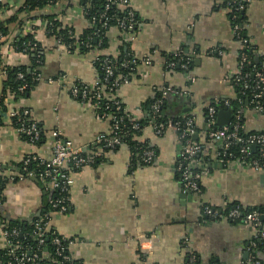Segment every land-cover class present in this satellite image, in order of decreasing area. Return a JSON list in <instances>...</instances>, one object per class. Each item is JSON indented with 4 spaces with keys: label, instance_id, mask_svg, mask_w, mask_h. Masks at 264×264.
Masks as SVG:
<instances>
[{
    "label": "crops",
    "instance_id": "1",
    "mask_svg": "<svg viewBox=\"0 0 264 264\" xmlns=\"http://www.w3.org/2000/svg\"><path fill=\"white\" fill-rule=\"evenodd\" d=\"M130 7L140 19L132 41H127L124 31L113 27L107 34L106 49L83 53L72 52L48 37L36 13L20 15L22 25L38 28L36 36L44 59L39 66L41 79L30 94L9 102L11 109L31 112L45 130V139L40 145L27 141L7 118L0 128V168L12 166L29 154L50 159L51 132L58 128L75 148L90 151L98 135L111 133L112 124L100 117L97 104L72 95L71 82L92 86L100 78L95 65L100 55L119 56L128 51L140 61L148 58L151 63H139L112 98L119 99L132 117L140 119L161 90L170 87L185 92L170 96L167 114L183 115L182 110L190 108L188 112L196 119V140L212 159L211 169L200 182L201 191H186L176 171L180 150L177 131L170 128L157 135L147 127L140 140L156 149L151 164L132 166V149L127 144L105 151L103 159L94 165L73 169L66 164L64 169L73 179L68 193L71 208L64 214L53 213L49 225L73 240L70 252L77 264H141L142 245L154 247L145 257L148 264H190V252L198 256L199 264H245L251 256L256 228L225 217L208 218L203 213L206 205L222 207L229 201L253 210L264 206V173L240 166L223 167L206 137L209 106L235 96L229 76L238 68L240 45L233 33L230 11L224 0H130ZM43 11L64 13L63 23L77 34L90 27L78 0H62ZM245 16L247 36L264 58V0H251ZM8 17V12L0 14V20ZM12 28L15 33L17 29ZM181 50L192 59L190 71H166L164 54ZM3 52L10 64L30 62L28 55L13 49ZM61 76L70 80L66 86L49 82ZM244 120L247 132H264V112L247 109ZM18 174L7 172L10 180L3 191L1 211L6 219L28 220L45 203V191L35 178L21 179ZM4 247L0 220V249ZM256 254L264 264V249Z\"/></svg>",
    "mask_w": 264,
    "mask_h": 264
},
{
    "label": "built area",
    "instance_id": "2",
    "mask_svg": "<svg viewBox=\"0 0 264 264\" xmlns=\"http://www.w3.org/2000/svg\"><path fill=\"white\" fill-rule=\"evenodd\" d=\"M10 1L12 0H0V3L8 4L9 7L14 8L15 10L17 7L20 8L23 5L22 2H20L21 4L17 3L19 0L12 2V4L9 3ZM238 1V10L241 11H243L251 2V0ZM120 3L121 7H130V0H120ZM61 20L63 21V17ZM46 24V20H41V28L43 27L44 30ZM116 27L122 29L128 35V42L134 39L135 33H133V20L130 19L129 22L122 20L120 21V25ZM232 28L234 36L238 38L240 36V27L235 24ZM28 32L34 33L35 39H37L34 27H27L25 25H22L16 30L15 33H12L11 35L4 38L6 43L3 45L0 52L4 63L10 64L7 53L3 52L5 48L13 49L14 52H17L20 55H27L29 48L36 45L32 43H26L23 44L24 48L22 51H17L14 43L19 40V36L27 34ZM241 42L244 46H246L248 40L242 38ZM256 51L259 53L258 47ZM176 53L177 55L185 54L187 56V54L182 50ZM220 53H222V51ZM249 62L250 61L246 54H240L238 68L232 75L229 76V80L232 84V87L236 83L241 82L243 84L244 90L252 89L253 92L255 91L252 95L253 99L261 100L264 97V64L260 70L252 74L253 78L255 79V82L252 85L245 80L248 75H244L242 73L244 65ZM139 63L149 65L151 61L148 58L140 61L133 55V57L123 65L125 67L129 65L137 66ZM102 66L105 71L104 80L102 82L96 81L92 85L95 90V96L98 98L101 96V88L107 87L109 91L114 92L117 91L122 84H125L128 81L127 78H116L115 80H112L110 84L109 79L113 77L114 64L111 59L107 57L102 60ZM181 67L185 71L188 69L187 64H182ZM174 68V62L165 63L166 71H171ZM34 76L35 80L41 79L40 72H35ZM19 77L23 78V74H19ZM1 79L2 76L0 75V81ZM189 79L192 82L195 81V78L192 76H190ZM67 80V78L61 76L57 78H50L49 82L57 83L59 86H66V84L70 82V80ZM80 86H83V84H72L71 82L69 89L75 98L85 102L89 97V88L88 85H85L87 87ZM24 89L25 87L21 88L22 91ZM182 93L185 92L170 87L161 90V95L151 106L152 117L150 118L149 125L147 127L153 128L157 135L164 134L170 128H174L177 131L180 150L178 153L176 171L179 174L186 191L199 193L201 191L200 182L203 176H205V174L211 169L212 159L206 156L202 145L195 139V136L198 135L195 117L189 112H186L184 114L188 115L184 116L183 122L181 120H174L172 118H169L161 123L157 122V114L160 112L163 102L170 98L171 95L180 96ZM236 99L237 95L235 94L232 99L218 100L209 106L206 116L207 141L210 143L211 149L214 150V157L216 158L217 162H219L223 167L240 166L264 173V132L247 133L244 131V124L240 123L241 117L244 116V113L247 109H253L256 112H264V105L259 103L253 108L247 107L246 105L245 108L239 109L235 113L231 107V100ZM113 104L117 110L123 108L125 112H128L126 106L122 107V102L119 99H115ZM106 108L108 109L109 105ZM106 108L104 113L100 114V117L109 119L112 122V131L109 135H98L94 142V146L90 151L84 150L82 148H75L65 138L63 131L58 128L52 130L51 132V136L53 138V156L50 159L45 160L38 155L29 154L21 160L23 162V170L25 172L31 163L38 162L43 167V171H41L39 175H37L32 170L27 171L26 174L22 173V171L19 169L13 170L19 173L18 176L21 179L35 178L38 182H41L42 187L46 191H58V198L49 199V204L58 214H64L71 208V201L68 193L70 188L73 186V179L71 178L68 171L64 169V166L69 164L73 169H81L85 166L94 165L103 159L105 151L116 149L124 144L119 135V130H121L120 124L122 123L123 119L118 117L117 114L108 113ZM224 108L232 111V121L229 126L219 127L217 125V114L219 110ZM26 116H30L32 119L28 125L24 123V117ZM0 118L3 123L7 118H9V120H11V118H16L17 123L19 124L16 130L20 135L26 136L28 141L31 143H35L40 140V131L38 126L40 122H38L32 116L29 110L24 109L22 112H20V108L10 109L8 112L1 114ZM144 118H146V115L140 119L133 117V120L135 121L133 124L134 130H140L138 121ZM234 118H236V121L233 123ZM235 144L239 147L237 155H235L233 152H229L230 148ZM252 146H256L255 151L252 150ZM256 153H258L259 156L257 158H251V155ZM155 156V150L148 147L142 151L138 162H142L143 164H151L154 161ZM13 179L14 178L11 177V180ZM203 213L208 218L218 219L220 217H225L226 219L238 225L253 226L257 230V234L254 239H264V213L256 210L251 212L243 211L240 205L238 206L235 204V201L225 202V205L222 207L206 205L203 208ZM43 219L49 220V214L45 213L44 217L36 223L33 238V240L36 242L35 248H32L30 245L25 246L19 240H17L18 236L20 235L18 229L14 228L10 230L4 223H2V237L5 241L4 249L7 250V260L5 261V264H75L76 258L70 252L73 240L61 236L56 230L50 227V221L46 220L44 222ZM49 231L51 243L54 246L53 257H51L49 252L44 249L46 239L50 238L47 236ZM153 248V246L149 248H145L143 245L141 246V251L143 254L141 264H148L145 257L148 256L150 252H152ZM251 248L253 249V254H251L249 260L245 264H262L258 259L257 254L254 253V250L257 248V244L254 240L250 244V253ZM189 259L190 264H198V256L195 253L190 252Z\"/></svg>",
    "mask_w": 264,
    "mask_h": 264
},
{
    "label": "trees",
    "instance_id": "3",
    "mask_svg": "<svg viewBox=\"0 0 264 264\" xmlns=\"http://www.w3.org/2000/svg\"><path fill=\"white\" fill-rule=\"evenodd\" d=\"M62 0H24L23 5L19 9H14L9 7L8 4L0 3V13L8 12L9 17L0 20V52L2 50L3 45L6 43L4 38L11 35L13 32V27H15V30L20 27L23 24V18H21L22 13H26L28 16L35 14V18H41V20H46L47 24L45 27V34L50 37L54 38L56 41H58L60 44L67 47L70 51H80V52H88L92 49H106L109 46V39L107 37L108 32L111 28L119 26L120 21L125 20L126 22H129V20H133L134 22V29L133 33H136L139 26V17L136 14V12L131 7H121L120 6V0H78L79 5L82 7L83 12L86 15V18L88 19V22L90 24V27L82 32L81 34H77L75 32V29L72 26H68L63 23L61 18L63 17L62 13L61 15H58L57 13H42L43 10L46 8L55 7L58 5ZM71 1V0H70ZM225 6L228 8L229 12V18L231 20L232 27L236 24L240 27V36L237 38L235 37L236 41L239 43V55L244 53L248 56L249 63H246L242 69V73L244 75H248L245 80L252 85L255 82V79L253 78L252 74L256 71L260 70L263 67L264 64V58L260 53H258L257 46L250 40V38L247 36L246 32V16L245 12L247 10V7L241 11L238 10L239 7V1L237 0H224ZM39 12V13H38ZM34 30L38 31V28H34ZM123 31L122 29H120ZM3 37V38H2ZM19 40L14 43L17 51H22L24 46L23 44L26 43H32L36 44L35 46H31L28 50L27 55L29 56L30 62L26 65H15V64H8L4 63L2 60V56L0 53V75L2 76V79L0 81V116L1 114H4L8 112L11 109L9 100L11 98H21V97H27L32 89L36 86V84L39 82V80H35L34 73L39 72V66L42 64L44 59V49L42 47V44L40 41L35 39V34L28 32L27 34H23L18 37ZM240 38V39H239ZM245 38L248 40V43L246 46H244L241 42V39ZM37 40V41H36ZM111 59V61L114 64L113 68V77L109 79V83L111 84L112 80H115L116 78H127L129 79L131 75L135 72L136 66L135 65H129L125 67L123 64L127 62L129 59L133 57L131 53L128 51H122V53L119 56H113V55H100L95 62V65L98 67L100 71V78L97 80L98 82H102L105 77V71L102 66V60L105 58ZM165 63L174 62L175 68L182 69V64H187L188 69L184 72L190 71V67L192 66V59L189 55H177V53H165ZM256 57H258V61H256ZM19 74H23V78L19 77ZM25 87V89L22 91L21 88ZM80 87H87L85 85ZM89 88V97L87 101H92L94 104H97L99 106V114L104 113L105 108L109 105L108 113L117 114L118 117L122 118L123 121L120 124L121 130H119V135L124 142V144H127L132 149V160L131 164L132 166H135L136 164H143L142 162H138L140 159V154L142 151L148 147L153 148L156 152V149L151 146L148 142L140 140V137L143 134L144 129L149 125L150 118L152 117V111L151 106L156 101V99L161 95L158 93L156 95L155 99H153L149 104H147L146 107V118L139 120L138 123L140 125V130H134L133 124L135 121L133 120V117L128 113L125 112L122 109L117 110V108L114 106L113 101H115L116 98H112V95L116 93V91L111 92L109 89L101 88V96L98 98L95 96V90L93 86H88ZM233 90L235 91V94L237 95L236 100H231V107L233 112L236 113L237 110L243 109L246 107L253 108L257 104L264 105V97L261 100H255L252 98V95L254 94L252 89H243V84L241 82L236 83L233 87ZM169 98L165 100L161 106L160 112L157 114V122L161 123L166 121L169 118H172L174 120H181L184 121V116L188 114L183 115H177V116H169L167 114L168 109V103ZM247 103V104H246ZM125 105L122 103V107ZM24 109H20V112H22ZM207 116V113H206ZM24 123L26 125L30 124L32 119L30 116L24 117ZM236 118L233 119V123L236 121ZM1 120V118H0ZM10 122L13 124L14 127H18L19 124L17 123L16 118H11ZM241 124H245L244 116L241 117L240 120ZM112 124V122H111ZM3 126V121H0V128ZM39 131H40V140L35 142L34 144L40 145L43 140L45 139V130L43 129L42 125L39 123ZM245 132H247L244 129ZM252 133V132H247ZM28 141V138L26 136H23ZM239 151L238 145H233L229 152H233L235 155H237ZM259 155L258 153L252 154L251 158H257ZM1 169V168H0ZM20 170L22 173L26 174L27 171H34L37 175L41 171H43V167L38 162L31 163L28 167L26 172L23 170V162L19 161L17 163L12 164V166L4 167L0 172V220L2 223H4L8 229H18L20 232V235L18 236L17 240H19L22 244L30 245L32 248L36 247V242L33 240L34 238V231L36 228V223L39 222L43 217L45 213L49 214V220L43 219L45 222L46 220L50 221L52 214L55 213V210L52 208V206L49 204V199H56L59 196L58 191H45L46 200L45 203L42 205L41 209L37 214H35L31 219L28 220H12V219H6L5 216H3V213L1 211V205L3 204L4 195L3 191L6 186V183L10 178L7 176L8 170ZM179 175V174H178ZM16 178H18L16 176ZM40 186L42 187L41 182H38ZM236 205H240L243 211L251 212L254 211L253 209L244 208L241 204L238 202H235ZM256 211H259L261 213H264V206ZM50 231L47 233L50 238L46 239V244L44 249H46L51 257L54 256V246L51 243V236L49 235ZM254 241L257 244L256 250H254V253H257L260 250L264 249V239L261 240L259 238L254 239ZM6 249H0V264H5V261L7 260L6 256ZM251 254H253V249L251 248ZM57 258V257H56ZM77 264V261L75 262ZM199 264V259H198Z\"/></svg>",
    "mask_w": 264,
    "mask_h": 264
},
{
    "label": "water",
    "instance_id": "4",
    "mask_svg": "<svg viewBox=\"0 0 264 264\" xmlns=\"http://www.w3.org/2000/svg\"><path fill=\"white\" fill-rule=\"evenodd\" d=\"M258 59L259 58L256 57V61H258ZM188 111H190V108H185L182 110L183 113H186ZM232 117H233V114L231 110L227 108L219 110L217 114V125L219 127L229 126L232 121ZM195 139H197V135L195 136ZM252 150L255 151L256 146H252Z\"/></svg>",
    "mask_w": 264,
    "mask_h": 264
}]
</instances>
